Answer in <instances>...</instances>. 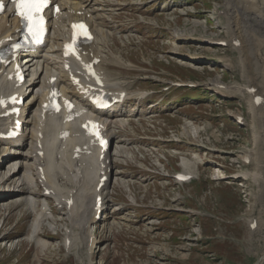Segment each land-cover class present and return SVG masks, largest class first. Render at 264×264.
<instances>
[{"label":"rangeland","instance_id":"obj_1","mask_svg":"<svg viewBox=\"0 0 264 264\" xmlns=\"http://www.w3.org/2000/svg\"><path fill=\"white\" fill-rule=\"evenodd\" d=\"M156 1H148L141 6L144 16L139 11L137 12L135 22L138 36H132L129 40L130 43L126 42V46H120L119 44L114 46L112 51L126 56L125 60L136 58L135 62L141 70L151 67L155 68L157 72L154 77L164 80L161 82L149 79L150 82H142L137 85L135 84L136 81L146 80L139 77L141 76L140 74L127 75L125 80L129 82L130 90H139L140 88L155 89L153 97L157 99L167 97V101L174 97L182 101V97L187 96L185 97L186 103L180 102L175 109L165 111L160 116L162 121H160L159 125L156 128L152 126L155 135L160 138H182L185 141H189L192 136L188 134V138L187 133H184L189 126L192 127L191 131L194 130L193 133L199 136L198 142L200 144L209 145L205 148L197 146L198 153L194 154L195 157H205V153L211 152V148H217L215 151L221 153V155H216V159L220 163H214L213 165L221 166L219 170L222 171L214 168L216 170L215 174L219 175L223 172L227 179L221 178L222 180L215 181L211 177L212 172L205 170L199 179L195 178L190 184L181 185V187H191V189H187V192L191 194L192 199L195 198L199 203L198 205V203L195 204L192 200H188L184 205L195 206L193 208L207 212V217L189 219L187 214L190 212L185 214L182 211L170 208L169 201L175 195L173 191L179 188V185L174 184L171 176H173L175 171L184 169L179 164L180 159L173 158L170 155L171 153H169L171 148L167 147L168 151L165 152V157L168 169L165 171L169 172L170 175H154V181L149 184L153 186L151 197L148 201H143L144 205H151L147 209L149 216L160 215L163 218L162 224L164 226H158L156 222L145 226V222H142L139 225V229L135 231V233H138V236H136V234H132L127 221L121 220L120 215H116L114 218L111 217L107 220V224L101 222L99 226L95 227L98 236H101L102 239L105 238L102 243L104 245L100 246L101 249L99 248L98 250H96L97 246H95L90 256L85 252L84 259L80 258L81 255L79 258L76 257L75 248L72 250V254L67 256L68 258H64L66 251L62 246L63 230L60 231L58 238L54 239V246L49 252L48 250L40 252L36 246V250L32 254L28 253L24 258L23 255L26 254L24 249L22 252L18 249H11L10 245L6 246L3 243L5 238L2 237L0 238V264H162V262L164 264H254L264 255V235L259 231L255 232V243L251 244L248 236L250 225L247 220V218L251 217L258 222V209L264 207V205L261 206L259 204L260 201H264V191L261 192L262 196L252 192L251 188H256L255 183L250 178L239 179L238 174L235 173L242 168L235 163L233 156L224 155L229 152L237 153L239 151L241 153L249 152L251 155L254 154L251 149L252 137L249 126L251 114L249 105L246 103L245 95L228 93L229 95H218L219 98H214V93L207 88V82L214 78H219L224 82H236L239 84L248 82L251 79L250 74L253 64L250 63L246 70L242 69L238 53L232 46L227 44L228 42L225 45H218L197 38L180 40L175 38L171 32L172 30L175 32L177 29L192 31L193 37H199L204 33L209 36L220 34L226 39L234 32L238 35L241 42L245 39L249 29L243 24L240 16L231 20L221 19L220 22L222 24L228 25V31L218 27L212 17V11H215L217 7L222 8L223 0H189L188 2L182 1L178 3L168 0V3L172 4L171 9H178L179 11L166 16L159 14L161 13V6L157 5V8L154 7ZM127 7H130V5H127ZM135 8L130 7V9ZM188 10L194 11L192 13L195 16L182 13V11ZM197 14H199V17ZM140 18L146 20V22H138ZM197 20L203 25H194V21ZM117 22H119V19L113 21L112 24L117 25ZM174 43L183 47L182 52L185 55L180 54V51L176 52L179 55L175 54L172 50L176 48ZM195 59H198L197 63ZM236 59V67L227 68L224 66L225 62L226 66H230L228 65L229 61L236 62ZM247 60L246 58L244 63ZM181 61H184L185 64H181ZM198 64L201 65L200 69H195L191 66ZM240 71L242 78L239 74ZM153 72L155 71H150L148 75H152ZM181 80L193 81L198 86L186 90L181 89L182 87L175 88V86H172V88L166 90L168 86L176 81L181 82ZM260 83L254 85L261 88ZM253 93H248V97ZM202 94L204 97H195ZM34 106L32 109L35 108ZM231 112L232 114L243 112L247 123L244 120L241 121L242 123L237 122ZM135 128L137 132L139 129L141 132L144 131L140 124L130 125L128 130L132 133ZM199 129H201L200 132H198ZM161 130L164 133H161ZM129 136L131 135L126 137ZM166 142L169 143L168 141ZM134 143L131 142L127 145L125 155L117 158V165L113 167V170H116V168L123 169L126 175H129L128 173L130 172L134 177H139L143 184V182L150 180L145 178V176H141L142 172L126 169L129 166H136L134 165L135 162L141 164L140 155L131 146ZM178 143L183 144L184 142L180 141ZM212 143L216 147L211 146ZM258 157L257 162L259 163L261 160L260 163L264 164L263 150L262 158ZM154 162V158H151L148 164H154ZM207 166L208 163H204L203 169ZM243 170L244 172L255 170L253 159L251 164L246 168L243 167ZM260 171L261 185L264 188V178H262L264 177V169ZM231 175L236 179H232ZM71 187L77 188L76 185L70 184L69 188ZM157 190H159L160 197L155 196L157 195ZM124 195L126 194H123V192H117L113 194V200L120 201ZM152 202H156L154 206ZM255 204L256 206H254ZM113 205L115 204H111L110 207ZM8 211H11V216L4 220L6 227H11L21 221L23 224L19 225L18 229L22 231L21 235L23 238L27 237L30 233V222L32 219L28 214L23 215L27 212V204L25 202L14 203L9 206L8 210H0L2 220ZM146 213L144 212L142 216L147 215L148 217ZM261 217L264 218V211ZM62 220L65 226L69 225L65 218H62ZM256 220L254 221L256 222ZM193 225L194 228L190 233L187 231V227ZM7 228L6 231H9ZM145 230L148 233L144 232ZM16 233H12L10 238ZM200 235L202 238L199 239ZM1 236H3V233H1ZM134 241L137 244H134ZM142 241L144 242L143 244ZM29 247L30 245H27V248ZM139 247L143 249L139 250ZM169 251L171 254H175L176 251L178 257L172 259L164 253ZM86 256L90 261H87ZM60 258L64 259L59 261Z\"/></svg>","mask_w":264,"mask_h":264},{"label":"bare ground","instance_id":"obj_2","mask_svg":"<svg viewBox=\"0 0 264 264\" xmlns=\"http://www.w3.org/2000/svg\"><path fill=\"white\" fill-rule=\"evenodd\" d=\"M61 1L63 7L65 10L70 12H77L82 11L84 14H91V21L93 23H99L98 20H100L102 17H105V15H102V13H99L96 10H103V7H97V9L94 7L95 4H101L104 5L106 0H59ZM166 0H159V3H164ZM182 2V1H176ZM112 4H116L115 2H112ZM13 4L11 3L7 11L0 15V39L6 38V37H12L16 39L19 35L18 28H19V21L16 17L13 16ZM171 4H166L163 8L166 10L165 12H162L163 16L175 13L176 11H179L178 9H170L169 7ZM118 9V16L121 17H135V14L132 12L125 11L123 8H116ZM111 10V9H110ZM192 10L188 11H182V13L187 15H193ZM110 13V12H109ZM213 15L212 17L215 19L218 27L222 28L224 31H228V25L222 24L220 21L221 19H232L234 17H239L242 19L243 24L249 29L248 34L246 35L245 39L240 42V39L238 35L234 32H232L228 39L214 34L213 36H209L207 34H202L199 37H193L192 31H186V30H176L175 32H172V35L180 40L184 39H200V40H206L208 42H217V41H227L230 46H232L236 52L239 55V62L242 65V69L244 68L246 70V67L252 63V69L251 74L248 82L246 83H236V82H224L223 80L219 78H214L207 82V88L210 89L212 92L223 96V95H229L231 94H239V95H245L246 103L249 105V112L251 114V120L249 123L250 131H251V137H252V152H254L253 155L248 153H242L241 152H234L235 163L239 164L241 163V160L244 164L245 158L250 157V162L255 163V170L250 171H241L238 170V178H245V179H251L255 185L256 188H251L252 192H255V194H259L262 196V193L264 191L263 186L261 185V179H260V173H261V166L262 169H264V164H261V160L258 163V159L262 158V150L264 151V0H223V7L219 8L217 7L215 11H212ZM52 15V13H49ZM199 17V14H197ZM193 23V22H191ZM194 25H203L201 22L194 21ZM96 37L95 39L88 45H85L82 50V58L86 61L93 60L95 57H102L100 53V46H99V37L101 38H107L110 34H112L110 31L104 30L103 26L98 27L95 29ZM232 36V37H231ZM209 39V40H208ZM55 41L57 46L54 47L48 46L46 44L42 50L38 54H32V57L28 59V64H30L29 70L30 72L27 73V76H29L28 80L21 85H15L14 82L7 80L6 77L3 75L2 70L4 67H0V93L4 90V92L7 91H18L22 95H26V105L27 108H23L21 111V120L24 122L26 129L29 128L31 125V133L23 134L17 138L11 139L6 141L7 139H2L0 137V146L3 145V143H8L10 146L12 145L11 149L6 150L4 152L8 151V154L6 157L0 158V167L5 163L7 160H11L10 162H7L8 168L5 170L1 169L0 171V198H10L8 200L3 201V205H8L9 200H17L20 201L22 199H31L30 195L34 192H36L35 188L32 186V181L27 177L25 174L29 168V163H27L28 160H31L32 164L36 166V170H38V166H43L45 168V174H47L49 181L51 184L55 182L54 174H57L56 172V163H55V154L56 152H61L63 154H66L69 156L72 163L81 161L84 163L85 168H89L90 170H93L96 168V166H99L102 171H108L110 168V165L107 164V160L109 157L111 158V151L106 154L105 158L102 161L98 160V149L92 146L81 134L79 133L78 128H74V130L71 131V134L69 137L65 139H56L54 137V133L58 132L60 127L63 126L61 124V121H56L51 115L46 114L45 118L43 119V116L41 115L40 105L32 109L33 105L42 98L43 90L50 85L49 81L53 77H57L56 84L60 86L62 89L68 88L70 86V82L68 79L67 71L63 69L62 65V58H61V49L63 42L65 39L55 37ZM238 42V43H237ZM174 46L176 48L172 49L175 54L179 55V53H176L180 51V54L185 55L183 51V47L177 43H174ZM28 57V56H27ZM201 57V56H199ZM248 59L245 63L244 60ZM198 59H195V62ZM202 60V59H201ZM102 62V59L101 61ZM181 64H185L184 61L180 62ZM197 63V62H196ZM226 63V62H225ZM224 63V66L229 67H236V62L229 61L230 66H226ZM132 64V63H131ZM131 64H127L129 67ZM72 70L75 72V74L80 75L82 72H80V67L76 61L72 62ZM97 67H101L100 63H97ZM134 67V65L132 64ZM195 69H200L201 65H191ZM238 67V66H237ZM239 68V67H238ZM240 69V68H239ZM241 77V71L239 72ZM36 76L34 79L33 77ZM82 78H84L83 75H80ZM242 78V77H241ZM105 87L108 91L111 93H116L120 90H125V88L120 85L118 82H110L108 77H103ZM260 83V87L258 88L256 85L257 83ZM193 84L189 82H183L182 84ZM238 84V85H233ZM36 90V91H35ZM255 91V92H254ZM254 92V93H253ZM67 93L71 98L78 99L79 104H88L84 99L81 98V95L78 94V92L72 87L67 89ZM248 93L250 94L248 97ZM248 97V101H247ZM256 98H261V101L259 102ZM136 100H139L140 106H145L146 99L143 94L140 93H132L128 97V100H125L123 103H117L113 107H110L109 109L101 110V111H92V116L97 118L98 120L104 122L107 129V135L112 140L116 137H118V128H121L123 126V120L119 119V121L112 120L113 117L123 116L125 115V111L127 109L126 102L129 101V106L133 105ZM155 107H158V105H154ZM167 108V107H164ZM137 108H134L132 112H130L128 115L132 116L135 114ZM169 109V107H168ZM145 112L146 109H143ZM3 110H0V133L6 132V126L10 123L13 116H2L1 113ZM232 114V112H231ZM236 120L239 119V117L243 116L244 122H246L245 116L243 112H237L232 114ZM247 123V122H246ZM69 128L71 127L70 124L67 125ZM192 127H187L185 130V134L187 133V137L189 138V135L192 136L189 141H185L182 138L179 139V141L184 142L183 144H179L178 142H175L173 145L177 146L185 151L186 153H182L186 156L184 158L183 168L185 169V173H190L193 178L190 180L192 181L195 177L199 178L205 171L210 170L212 172V178L216 180H222L221 178L227 179V176L222 173L219 175L215 174V169L217 168L219 170L220 167L214 166V163H220L219 160L216 159V155L220 154V152H216L217 148H211V152H206L205 157H193L192 152L197 150L196 146H209L207 144H200L198 141V135H195L193 131H191ZM201 129L198 130L200 132ZM43 134V138L40 137V134ZM55 133V134H56ZM189 134V135H188ZM194 135V136H193ZM29 139L28 147L27 142ZM210 140V138H208ZM192 140V141H191ZM123 141L122 145H126L130 142H128L126 139H120L117 142ZM42 146L40 147V145ZM75 144H82V145H88L86 150H82L81 157L79 158H73L72 154H69L70 148H74ZM211 146L216 147L214 143L211 144ZM2 147V146H1ZM0 147V148H1ZM83 148V147H82ZM123 146H118V149L116 147V150L114 152V156H120ZM44 150V154L41 155L40 151ZM235 151V150H234ZM3 152V153H4ZM219 155V156H220ZM237 155V156H236ZM229 156V157H230ZM264 161V159H263ZM210 162V163H209ZM106 163V164H105ZM208 163V166L205 169H202V164ZM212 163V164H211ZM104 165V167H102ZM142 166V165H141ZM166 167V164H164ZM162 167V164L158 163L156 168L158 173L162 174H169L164 172V168ZM194 168H196V171H194ZM241 168V167H240ZM222 171V170H219ZM198 174V175H197ZM233 174V175H235ZM41 173L37 171V177L39 178ZM58 175V174H57ZM103 175V174H102ZM100 175V176H102ZM233 175H231L232 179H236ZM264 178V177H262ZM92 178L87 177L86 179V185L84 186L83 193L80 192V200L81 203L77 209V216L76 220H80L81 223V229L87 230L86 225L94 220V217L92 215V206L93 202L91 200V196L89 194V186L91 185ZM23 193V194H21ZM27 193V197H23ZM254 195V194H253ZM191 198V194L189 192H183L178 191L175 192V195L170 199L169 204L170 208L176 209V210H183L186 213H188V218H194L197 217L196 214L198 210L192 209L190 207L183 206L184 202H186V198ZM20 198V199H19ZM59 200H61V197H58ZM12 202V201H11ZM157 202V201H156ZM152 202L153 206L154 203ZM1 203V202H0ZM261 206L264 205V201H260L259 203ZM12 206V205H11ZM44 206V205H43ZM256 206V204L254 205ZM257 208V207H256ZM255 208V209H256ZM264 207H260L259 210V217L258 224H256V228L250 227V230L248 231V236L251 244L255 243V232H260L262 235H264V219L261 217L262 212L264 211ZM34 209V208H33ZM107 209V202L106 199L104 200V207L103 212ZM120 210L119 208H115L114 211ZM45 211L44 207H41L39 212L37 214H34L33 221L30 225V233L28 242L34 243L38 248L40 252L51 250L52 245L48 241L44 239L42 235H45V232H41L42 224L39 222L41 217L43 216V213ZM185 213V214H186ZM95 214V213H94ZM107 218L106 214H102L101 219L104 220ZM188 219V220H189ZM255 218L249 217L248 223L249 225L253 223ZM53 221V220H50ZM160 222V221H156ZM0 223H1V213H0ZM146 223L150 224L151 221H147ZM150 227V226H149ZM148 227V228H149ZM53 228H56V226H53ZM187 231H192L194 228L193 226L187 227ZM17 232L13 228L9 231H6V226L4 224H0V236L1 233H3L2 237L10 238L11 234ZM191 233V232H190ZM81 234L83 235L84 232L81 231ZM137 234V233H136ZM13 237V236H12ZM11 237V238H12ZM164 237V236H163ZM76 240L77 246H81L82 244V238ZM248 239V238H247ZM6 241L4 244L10 245L11 249H15L16 246L20 245V250H22L23 245L25 243L24 240H18L15 242V240L12 241V243H8L10 239ZM99 242V241H96ZM151 242V241H150ZM189 244V243H188ZM73 245H75L73 243ZM84 247L87 248V250L92 251L93 245L88 244V239L86 237L85 243L83 244ZM57 248V247H56ZM137 248V247H136ZM165 248V247H164ZM143 248L139 247V250ZM176 250V249H175ZM162 252V251H161ZM166 255H169L170 258H176L178 255L175 251V254H171V252H164ZM46 254V253H45ZM50 254V253H49ZM59 256V255H58ZM46 257V256H45ZM169 258V259H170ZM38 259V258H37ZM39 260V259H38ZM41 260V258H40ZM43 260V259H42ZM176 261V260H175ZM264 262V255L261 256V258L258 259V261L255 264H262ZM162 264H164L162 262Z\"/></svg>","mask_w":264,"mask_h":264},{"label":"snow or ice","instance_id":"obj_3","mask_svg":"<svg viewBox=\"0 0 264 264\" xmlns=\"http://www.w3.org/2000/svg\"><path fill=\"white\" fill-rule=\"evenodd\" d=\"M46 3L47 0H20L21 15L26 19L32 20L34 25L38 26L42 23V18L37 19V17Z\"/></svg>","mask_w":264,"mask_h":264}]
</instances>
